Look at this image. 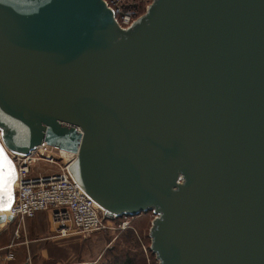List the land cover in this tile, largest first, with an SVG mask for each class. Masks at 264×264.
Returning <instances> with one entry per match:
<instances>
[{
	"label": "water",
	"instance_id": "1",
	"mask_svg": "<svg viewBox=\"0 0 264 264\" xmlns=\"http://www.w3.org/2000/svg\"><path fill=\"white\" fill-rule=\"evenodd\" d=\"M0 129L74 154L108 214L151 211L157 264H264V0H151L124 29L102 0H0Z\"/></svg>",
	"mask_w": 264,
	"mask_h": 264
},
{
	"label": "built area",
	"instance_id": "2",
	"mask_svg": "<svg viewBox=\"0 0 264 264\" xmlns=\"http://www.w3.org/2000/svg\"><path fill=\"white\" fill-rule=\"evenodd\" d=\"M102 1L120 29L126 28L139 17H136L130 0ZM0 143L16 177L13 181L12 202L6 213L18 225L37 212L49 211L55 236H84L103 229L107 222L116 217L100 209L78 186L68 170L73 158L60 160L62 158L57 147L41 141L24 154L10 151L2 143L1 129ZM47 165H55L56 169L48 171ZM11 258V253L3 257Z\"/></svg>",
	"mask_w": 264,
	"mask_h": 264
},
{
	"label": "rangeland",
	"instance_id": "3",
	"mask_svg": "<svg viewBox=\"0 0 264 264\" xmlns=\"http://www.w3.org/2000/svg\"><path fill=\"white\" fill-rule=\"evenodd\" d=\"M136 17L140 16L151 0H130ZM66 160V156H61ZM46 169L54 170L55 165H47ZM45 212V211H44ZM47 212V211H46ZM49 212V211H48ZM47 212V213H48ZM49 216V215H48ZM50 217V216H49ZM153 218L151 211L140 212L138 215H118L106 223L103 229L87 235H73L68 238L67 263L71 264H157L154 254L149 249V227ZM16 220L0 225V241L20 238L13 235ZM19 234V233H18ZM54 236V233H52ZM13 238V239H12ZM16 260V259H15ZM14 264H20L17 260Z\"/></svg>",
	"mask_w": 264,
	"mask_h": 264
},
{
	"label": "crops",
	"instance_id": "4",
	"mask_svg": "<svg viewBox=\"0 0 264 264\" xmlns=\"http://www.w3.org/2000/svg\"><path fill=\"white\" fill-rule=\"evenodd\" d=\"M47 212H37L32 218H25L22 224L16 225L14 231H17L16 238L20 240H11L10 243L0 241V264H14L16 260L20 264H71L67 263L68 254L73 255L74 251L69 252L66 248L70 241L68 238L72 236H53L54 226ZM7 253L12 254L11 259H3Z\"/></svg>",
	"mask_w": 264,
	"mask_h": 264
},
{
	"label": "snow or ice",
	"instance_id": "5",
	"mask_svg": "<svg viewBox=\"0 0 264 264\" xmlns=\"http://www.w3.org/2000/svg\"><path fill=\"white\" fill-rule=\"evenodd\" d=\"M2 163H7L8 166H9V172L11 173L12 172V166H11V162L10 161H7V158L3 152V149L0 148V164ZM3 175V171H2V168H0V176Z\"/></svg>",
	"mask_w": 264,
	"mask_h": 264
},
{
	"label": "bare ground",
	"instance_id": "6",
	"mask_svg": "<svg viewBox=\"0 0 264 264\" xmlns=\"http://www.w3.org/2000/svg\"><path fill=\"white\" fill-rule=\"evenodd\" d=\"M1 145V143H0ZM52 147H55V146H52ZM61 156H66L67 158H69V160H71L72 158H74V154L73 155H70V154H62ZM72 161V160H71ZM14 186V185H13ZM100 209H102L98 204H96ZM103 210V209H102ZM7 210H3V211H0L1 214H4L5 216L7 215ZM154 216V214H153ZM2 224V223H1ZM0 224V225H1Z\"/></svg>",
	"mask_w": 264,
	"mask_h": 264
},
{
	"label": "trees",
	"instance_id": "7",
	"mask_svg": "<svg viewBox=\"0 0 264 264\" xmlns=\"http://www.w3.org/2000/svg\"><path fill=\"white\" fill-rule=\"evenodd\" d=\"M142 213H144V212H142ZM140 214V213H139ZM138 215V214H137Z\"/></svg>",
	"mask_w": 264,
	"mask_h": 264
}]
</instances>
